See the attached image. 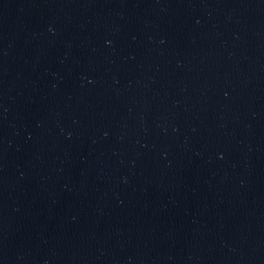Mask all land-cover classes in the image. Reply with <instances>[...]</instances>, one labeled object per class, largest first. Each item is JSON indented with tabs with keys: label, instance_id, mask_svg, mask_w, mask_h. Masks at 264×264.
I'll return each instance as SVG.
<instances>
[{
	"label": "water",
	"instance_id": "obj_1",
	"mask_svg": "<svg viewBox=\"0 0 264 264\" xmlns=\"http://www.w3.org/2000/svg\"><path fill=\"white\" fill-rule=\"evenodd\" d=\"M0 264H264V0H0Z\"/></svg>",
	"mask_w": 264,
	"mask_h": 264
}]
</instances>
